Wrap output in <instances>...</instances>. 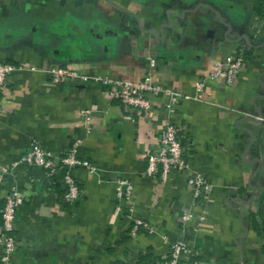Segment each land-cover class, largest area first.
Returning <instances> with one entry per match:
<instances>
[{
    "label": "crops",
    "instance_id": "crops-1",
    "mask_svg": "<svg viewBox=\"0 0 264 264\" xmlns=\"http://www.w3.org/2000/svg\"><path fill=\"white\" fill-rule=\"evenodd\" d=\"M261 0H0V167L38 142L55 159L76 145L94 174L71 170L80 198L63 200L61 174L19 165L0 186V212L22 195L11 264H148L186 241L203 264H264V23ZM243 53L236 81L205 80L214 64ZM66 68L87 80L52 81ZM188 99L173 115L154 100L151 118L114 101L104 80L145 77ZM92 111L85 123L82 111ZM165 120L180 130L188 170L165 182L146 176ZM211 193L193 199L190 173ZM132 187L131 235L116 182ZM190 213L184 224L180 216ZM2 248L0 246V264Z\"/></svg>",
    "mask_w": 264,
    "mask_h": 264
},
{
    "label": "built area",
    "instance_id": "built-area-1",
    "mask_svg": "<svg viewBox=\"0 0 264 264\" xmlns=\"http://www.w3.org/2000/svg\"><path fill=\"white\" fill-rule=\"evenodd\" d=\"M260 20L261 23H264V7ZM243 62L244 56L243 53H240L237 56L227 57L223 61L215 63L214 69L208 76L195 83V91L199 93L203 90L206 79H221L227 85L233 84L242 69ZM17 68L19 69L20 67L12 63H0V89L5 85L8 75ZM50 75L54 82H59L63 79L87 80L86 77L62 67L52 69ZM102 84L108 90L110 97L122 105L124 111L132 110L145 115L147 118H151L153 115L155 99H165L163 108L168 117L173 115L182 101L188 99V97L178 92L169 90L153 82L149 76L138 83L104 80ZM81 113L83 121L85 123L89 122L92 111L85 109ZM179 133L180 130L178 127L171 121L165 120L159 137L158 149L146 157L144 171L146 176H158L159 180L165 182L171 170L179 172L188 170V160L184 155V148L181 144ZM75 147L76 145L64 155L54 159L40 143L32 142L29 145L28 151L21 155L18 161L0 167V186L3 184L6 175L14 172L19 165H25L42 170L47 179L61 174L64 202L67 204L76 202L80 198V191L71 175V170L79 167L90 174H94L97 169L90 161L78 157ZM187 184L192 189L193 199L195 200H199L203 196H208L211 193L210 183L200 173H190L187 178ZM115 188L118 200L115 214L122 212L131 220V235H135L139 229H148L147 223L133 217V208L128 204L132 190L130 183L125 179H118ZM22 202V195L12 190L5 198L0 212L1 261L4 264H11V257L18 249V240L14 235V225L17 210L22 205ZM190 218V213H184L179 219L184 224ZM195 256L196 253H194L186 241L178 240L169 245L168 254L165 258L148 264H203L196 260Z\"/></svg>",
    "mask_w": 264,
    "mask_h": 264
},
{
    "label": "trees",
    "instance_id": "trees-1",
    "mask_svg": "<svg viewBox=\"0 0 264 264\" xmlns=\"http://www.w3.org/2000/svg\"><path fill=\"white\" fill-rule=\"evenodd\" d=\"M262 1V10H263V7H264V0H261ZM114 101H117V100H114ZM118 102V101H117ZM119 103V102H118ZM122 106V105H121ZM123 108V107H122ZM124 110V109H123ZM179 137H180V133H179ZM180 141H181V138H180ZM182 144V142H181ZM3 207V206H2ZM0 225H1V217H0Z\"/></svg>",
    "mask_w": 264,
    "mask_h": 264
}]
</instances>
